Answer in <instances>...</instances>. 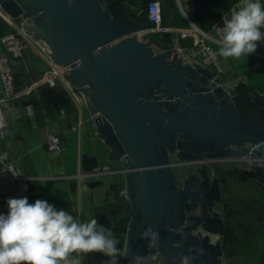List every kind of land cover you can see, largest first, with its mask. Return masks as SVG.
<instances>
[{
	"label": "water",
	"instance_id": "water-1",
	"mask_svg": "<svg viewBox=\"0 0 264 264\" xmlns=\"http://www.w3.org/2000/svg\"><path fill=\"white\" fill-rule=\"evenodd\" d=\"M0 11L26 20L54 61L68 67L64 77L72 90L83 89L97 109L109 159L123 163L112 170L126 173L124 264H154L158 254L165 264H180L187 255L191 264H219V243L202 234L222 228L220 218L204 216L220 201L218 181L205 191L209 178L200 171L186 173L177 186L172 168L204 159L249 160L259 164L264 181V120L244 117L211 70L183 64L174 47L155 51L143 24L120 4L0 0ZM83 159L87 173L98 167L96 157ZM191 210L201 213L187 216ZM148 227L158 234L151 247L150 238L140 237Z\"/></svg>",
	"mask_w": 264,
	"mask_h": 264
},
{
	"label": "crops",
	"instance_id": "crops-1",
	"mask_svg": "<svg viewBox=\"0 0 264 264\" xmlns=\"http://www.w3.org/2000/svg\"><path fill=\"white\" fill-rule=\"evenodd\" d=\"M105 1L113 4L115 0ZM148 1L119 0V4L140 21L141 8L146 6ZM160 1L163 27L186 29L195 24L217 40L213 43L217 52L216 58L204 68L215 73V84L222 86L230 94L231 102L244 117L249 120L263 121L260 108L264 109V42H259L256 51L247 57L224 58L218 54L222 29L219 31L211 29L216 21L210 19L201 25L200 22L191 18V13L193 14L197 8L195 0H179V3L177 0ZM261 3L264 4V0H261ZM240 6L241 0H234L227 6L209 7L213 10L217 9V17L221 22L223 19H229L231 13ZM3 15L0 11V52L4 51L1 38L15 30V27L9 24ZM146 23L142 21L145 28L153 27L152 23ZM154 33L159 40L165 36L170 41V44L164 45L160 40L158 46L147 38L146 41L154 46L157 52L170 48L179 40V36L172 32ZM150 34L147 33V36ZM179 41L190 46L192 37ZM12 61L18 97L1 104L6 122V134L0 135V157L7 154V159H0V214L7 215L9 198L27 197L30 204L38 199L45 200L57 210H64L80 221H88L92 218L99 220L97 216L101 210L98 212L97 208L104 203L102 193L107 184L112 183L111 178H115L116 183L121 185V203L125 209L121 218H128L126 230L122 232L123 236L116 237L120 241L117 247L124 250L129 223L127 215L130 210L126 173L113 171L90 175L84 170V155L96 157L99 168L108 167L116 170L123 165L122 161L113 162L109 159L110 150L97 133L98 112L95 105L91 101L81 104L68 90L66 82L61 77H57L54 86L39 82L44 71L50 67V62L45 54L40 52L38 46L32 45L21 55L14 56ZM47 86L54 87V90L47 91ZM26 103L32 104L35 115L30 116L26 113L24 108ZM51 133L59 134L63 140L65 149L60 155L50 153L46 148V140ZM216 161L221 163L224 160ZM237 163L240 164L241 161ZM9 164L13 165L18 175L14 176L7 171ZM203 166L212 178L218 179L223 198L226 185L219 177L217 171L219 167L216 168L214 162L212 165L211 162L208 164L205 162ZM184 169L181 167L182 173ZM224 207L226 209V206ZM224 207L221 208L222 212L220 210L219 212L224 218L225 229L220 236L216 237L223 251L220 264H239V259L235 260L233 255L231 257V253L227 254V235L238 233L229 232L231 225L227 221H230L232 214L229 210L225 215ZM250 214L253 216V212ZM98 222L109 227L101 221ZM239 226L242 225L238 224ZM234 234L232 237L239 240ZM72 255L76 256V254ZM93 258L96 264H102L109 259L102 253H89L82 256L81 264H94ZM118 264H124V257L118 258Z\"/></svg>",
	"mask_w": 264,
	"mask_h": 264
},
{
	"label": "clouds",
	"instance_id": "clouds-1",
	"mask_svg": "<svg viewBox=\"0 0 264 264\" xmlns=\"http://www.w3.org/2000/svg\"><path fill=\"white\" fill-rule=\"evenodd\" d=\"M218 54L224 58L247 57L264 42V4L261 0H241V6L224 20ZM0 159H7L4 154ZM13 175H18L9 168ZM7 215L0 214V264H81L83 255L102 253V264H118L126 252L109 227L96 218L80 221L45 200L30 204L27 197L9 198ZM151 227L141 231L151 247L157 241ZM72 254H76L74 257ZM187 255L180 264H191Z\"/></svg>",
	"mask_w": 264,
	"mask_h": 264
},
{
	"label": "built area",
	"instance_id": "built-area-1",
	"mask_svg": "<svg viewBox=\"0 0 264 264\" xmlns=\"http://www.w3.org/2000/svg\"><path fill=\"white\" fill-rule=\"evenodd\" d=\"M179 3V0H177ZM4 14V15H3ZM4 18L9 24L15 27V30L1 39L4 44V51L0 52V85H1V95H0V135L6 134V122L4 119L1 104L8 103L18 97L14 72H13V57L21 55L27 48L32 45L38 46L40 52L45 54L46 58L49 60L50 67L44 71L39 79L40 83H45L48 86H54L56 84L57 77H61L68 87V90L75 95V98L81 103L86 104L89 101L88 96L85 94L83 89H79V94L72 90L71 85L68 80L65 79L64 73L67 71L68 67L58 64L54 61L51 56V52L47 44L41 38H38L36 32L29 27L26 20L22 17L12 18L9 15L2 12ZM146 16L153 27L145 28L146 33L154 32H172L179 36V40L185 39L187 37H192V42L190 46L184 45L179 40L174 42L171 46L177 51L178 56L181 58L183 64L189 65H201L205 66L209 64L216 58V50L213 45L215 40L209 33L199 26L192 24L190 28L177 29L163 27L161 24V1L160 0H149L146 5ZM18 19V21H16ZM223 19L221 22H216L212 25L211 29L219 31L223 27ZM170 47V48H171ZM154 49V48H153ZM25 111L28 115H35V110L30 103L24 105ZM46 148L48 152L60 155L65 149L62 138L59 134H49L46 140ZM14 170L13 165L9 164L8 169ZM15 171V170H14ZM12 175L13 173L9 171ZM107 172H113L112 169L108 167L95 168L90 173V175H99ZM92 262L96 264L95 258Z\"/></svg>",
	"mask_w": 264,
	"mask_h": 264
},
{
	"label": "rangeland",
	"instance_id": "rangeland-1",
	"mask_svg": "<svg viewBox=\"0 0 264 264\" xmlns=\"http://www.w3.org/2000/svg\"><path fill=\"white\" fill-rule=\"evenodd\" d=\"M141 9V16H144V8ZM153 36L152 33L147 38H150L151 41ZM139 38L142 39V34L139 35ZM153 48L155 50L154 46ZM237 161H241V163L236 164ZM205 162L206 164L211 162V165L214 162L216 168L219 167L217 170L219 173L216 172L220 175L221 182L226 185L224 187L226 190L216 211L222 212L221 208L226 206V209L224 207L226 215V212L231 210L232 217H230V221H227L231 225L229 232H237L238 234H233L240 240L234 239L233 234L227 235V254L231 253V257L233 255L235 260L239 259V264H264V181L258 174L257 166L259 164L240 159L224 160L221 163L216 160H205ZM176 174V172L173 173V176L175 177ZM111 180L112 183L107 184L102 193L104 203L98 206L97 211L105 212V208L108 207V214H110L109 210L112 208L114 216H117L115 219H118L123 213L121 210V185L116 183L115 178H111ZM128 211L127 216L130 217V210ZM251 212H253V216L250 214ZM238 224L242 226L238 227ZM154 264H165L163 257L158 254Z\"/></svg>",
	"mask_w": 264,
	"mask_h": 264
},
{
	"label": "trees",
	"instance_id": "trees-1",
	"mask_svg": "<svg viewBox=\"0 0 264 264\" xmlns=\"http://www.w3.org/2000/svg\"><path fill=\"white\" fill-rule=\"evenodd\" d=\"M231 1H234V0H195V2L197 4V8L193 14L191 13V18L200 22L199 24H201V25H202V23L204 25V23L208 22V20H210V19H212L216 22H219L220 19H218V17H217L218 16L217 9L213 10L209 6H227V5L231 4ZM113 4H115V5L119 4V0L113 1ZM143 8H144V11H143L144 16H141L142 13L140 14V16H139L141 19L140 22L142 23V21H143L145 23L147 22L146 24H151L148 21L147 16H146V6H143ZM129 14H131V13H129ZM153 35L154 36L151 39L152 43H155L156 45L159 46L160 44L158 43V41L160 42V40H161V44H164V45L170 44L169 39L166 38L165 36H163V38H161L159 40L157 34L153 33ZM47 88H48L47 91H49V92L54 90V87H48L47 86ZM123 209L124 208L122 207L121 210L123 211ZM109 212H110V214H108V207H106L105 212L99 213V215L97 214L98 215L97 218H99L98 221H101L105 225L109 226L111 228V230L113 231V234L115 237L122 236V232H125V230H126L128 218L127 217L121 218V216H120L118 219H115V218H117V216H114V214H113L114 211L112 208L109 210Z\"/></svg>",
	"mask_w": 264,
	"mask_h": 264
},
{
	"label": "flooded vegetation",
	"instance_id": "flooded-vegetation-1",
	"mask_svg": "<svg viewBox=\"0 0 264 264\" xmlns=\"http://www.w3.org/2000/svg\"><path fill=\"white\" fill-rule=\"evenodd\" d=\"M171 160H173V161H179L178 160V156L177 155H171ZM217 160H232V159H217ZM183 161H185V160H183ZM203 162H190V161H188V162H182V164H179V165H177V166H173V168H172V171H173V173H177L176 175H175V177H174V179H175V184L177 185V186H179V185H181L182 186V182H183V180H185V178H184V175L186 174V173H188V174H190V173H192V172H196L197 173V175L199 174V172L200 171H203V174L205 175V176H208V178H209V181L207 182V184L205 185V191L207 190V187L210 185V183L214 180V179H216V178H212L211 176H210V173H209V171L203 166V163H204V161H205V159L204 160H202ZM180 167V168H179ZM181 167L182 168H185L184 169V171H183V173L181 172ZM217 181H218V179H216ZM190 182H192L193 184H194V180L192 179V180H189ZM218 184H219V181H218ZM204 191V192H205ZM203 203H205V198H203ZM220 201H221V193H220ZM220 201H217V202H215L214 203V205H213V207H212V211L211 212H208V210H207V212H205V214H204V216L205 215H209V216H211L212 218H214V217H218V218H220L221 219V221H222V228H221V230H220V232H218V233H210V232H205V231H203L202 230V234L204 235V234H207L208 236H209V238H210V242L212 243V244H215V243H219V245H220V254L218 255V258H219V260L221 261V255H222V245H221V243L219 242V239L218 238H216L217 236H220V234H222L223 233V231H224V229H225V223H224V218L221 216V213L219 212V211H216V209H217V207H218V203L220 202ZM190 202V201H189ZM206 209H207V207H206ZM199 213H201V211L200 210H191L188 214H186L187 216L188 215H195V214H199ZM187 219H186V223H187ZM215 237V238H214ZM220 264V263H219Z\"/></svg>",
	"mask_w": 264,
	"mask_h": 264
},
{
	"label": "bare ground",
	"instance_id": "bare-ground-1",
	"mask_svg": "<svg viewBox=\"0 0 264 264\" xmlns=\"http://www.w3.org/2000/svg\"><path fill=\"white\" fill-rule=\"evenodd\" d=\"M138 34L141 35L142 33H138ZM139 35H138V36H139Z\"/></svg>",
	"mask_w": 264,
	"mask_h": 264
}]
</instances>
